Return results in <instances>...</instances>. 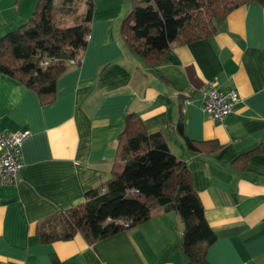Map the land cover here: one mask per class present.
<instances>
[{"label":"crops","instance_id":"0c3cea01","mask_svg":"<svg viewBox=\"0 0 264 264\" xmlns=\"http://www.w3.org/2000/svg\"><path fill=\"white\" fill-rule=\"evenodd\" d=\"M57 1V27L81 22L69 23L73 15L82 19L84 0H74V13ZM92 1L79 64L58 78L53 101L43 105L34 91L0 73V133H28L20 182L0 184V264H187L175 212L94 244L80 234L43 242L37 232L42 225L60 231L62 215L110 179L118 135L130 113L149 134L161 133L185 162L216 235L208 264H264V8L239 6L212 38L174 43L151 68L120 36L132 0ZM36 2L0 0V37L27 21ZM210 81L240 96L224 123L200 109V90ZM180 121L189 140L215 141L220 149L189 151L176 129ZM251 151L250 171H237L233 161Z\"/></svg>","mask_w":264,"mask_h":264},{"label":"trees","instance_id":"16d2710c","mask_svg":"<svg viewBox=\"0 0 264 264\" xmlns=\"http://www.w3.org/2000/svg\"><path fill=\"white\" fill-rule=\"evenodd\" d=\"M54 1L37 0L30 18L0 37V73L34 91L43 105L53 101L58 78L79 64L94 10L93 1L84 0L81 22L57 27ZM74 2L64 0L63 5L74 13ZM252 3L264 8V0H132L120 36L146 66L155 68L174 43L212 38L234 9ZM176 129L193 153L220 149L215 141L189 140L181 121ZM253 153L238 156L233 167L239 172L250 171L248 159ZM169 212H175L182 224L181 250L187 264H208L207 249L216 235L205 219L185 162L173 155L161 133L149 134L139 116L130 113L118 135L110 179L88 191L83 203L62 215L60 231L47 232L42 225L37 232L43 242L69 240L80 234L88 244H94Z\"/></svg>","mask_w":264,"mask_h":264},{"label":"built area","instance_id":"2783aa9c","mask_svg":"<svg viewBox=\"0 0 264 264\" xmlns=\"http://www.w3.org/2000/svg\"><path fill=\"white\" fill-rule=\"evenodd\" d=\"M240 101L235 88L220 91L212 81L200 90V109L213 122L224 123ZM27 136V132L0 133L1 185H16L20 182V172L24 167L21 147ZM101 192L103 193L104 189Z\"/></svg>","mask_w":264,"mask_h":264},{"label":"rangeland","instance_id":"374dc122","mask_svg":"<svg viewBox=\"0 0 264 264\" xmlns=\"http://www.w3.org/2000/svg\"><path fill=\"white\" fill-rule=\"evenodd\" d=\"M57 3H58V1L55 0V1H54V5H57ZM74 7L77 8V5H74ZM82 13H83V12H82ZM58 16H60V15L56 14L55 17H54V19H55V23H56V21H57ZM74 16H76V15H73V17H71V21H69V23H71V24L74 23V24H75V23H77L76 21H80V20H81L80 17H79V18L77 17L79 20H78V19L75 20L76 17H74ZM69 23H68V24H69ZM74 24H72V25H74ZM78 24H79V23H78ZM18 26H19V25H18ZM18 26H17L16 28H14V30H12V31H15V30L18 28Z\"/></svg>","mask_w":264,"mask_h":264}]
</instances>
